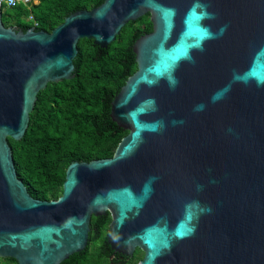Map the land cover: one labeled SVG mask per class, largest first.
I'll return each mask as SVG.
<instances>
[{"label":"water","instance_id":"obj_1","mask_svg":"<svg viewBox=\"0 0 264 264\" xmlns=\"http://www.w3.org/2000/svg\"><path fill=\"white\" fill-rule=\"evenodd\" d=\"M145 14L110 108L128 134L70 163L56 200L33 198L8 137L48 82L72 78L80 39L106 48ZM107 212L106 242L139 248L138 264H264V0H104L49 32L6 27L0 5V258L60 264Z\"/></svg>","mask_w":264,"mask_h":264},{"label":"trees","instance_id":"obj_2","mask_svg":"<svg viewBox=\"0 0 264 264\" xmlns=\"http://www.w3.org/2000/svg\"><path fill=\"white\" fill-rule=\"evenodd\" d=\"M103 1L38 0L29 7L3 5L2 22L23 31L36 23V30L49 32L71 13L90 10ZM151 30L150 15L145 14L123 26L106 48L92 39H80L72 78L48 82L38 92L23 137H8L17 176L33 198L56 200L70 163L109 158L128 134L112 120L111 102L137 69L132 44ZM110 221L109 212L93 216L87 247L60 264H110L105 251ZM0 264L17 263L13 258H0Z\"/></svg>","mask_w":264,"mask_h":264},{"label":"flooded vegetation","instance_id":"obj_3","mask_svg":"<svg viewBox=\"0 0 264 264\" xmlns=\"http://www.w3.org/2000/svg\"><path fill=\"white\" fill-rule=\"evenodd\" d=\"M101 216V215H100ZM93 217V216H92ZM91 231V230H90ZM89 243V242H88ZM106 252L108 254V260L110 264H128L133 257L137 256L138 248L133 250L132 255H127L125 253L114 250L109 244H107ZM140 250V249H139ZM76 253V252H75ZM74 254V253H73ZM143 257V255H142ZM141 257V258H142Z\"/></svg>","mask_w":264,"mask_h":264},{"label":"built area","instance_id":"obj_4","mask_svg":"<svg viewBox=\"0 0 264 264\" xmlns=\"http://www.w3.org/2000/svg\"><path fill=\"white\" fill-rule=\"evenodd\" d=\"M38 0H0V5L3 7H14L16 5L23 4L27 7H29L31 4L37 3ZM29 20H32V15L29 16ZM34 27L36 26V23L33 25Z\"/></svg>","mask_w":264,"mask_h":264},{"label":"rangeland","instance_id":"obj_5","mask_svg":"<svg viewBox=\"0 0 264 264\" xmlns=\"http://www.w3.org/2000/svg\"><path fill=\"white\" fill-rule=\"evenodd\" d=\"M136 249H137V248H136ZM142 255H143V252H142L141 250H139V248H138L137 256H136V258H135V262H133L132 264H138L139 261H140L139 259H141Z\"/></svg>","mask_w":264,"mask_h":264},{"label":"clouds","instance_id":"obj_6","mask_svg":"<svg viewBox=\"0 0 264 264\" xmlns=\"http://www.w3.org/2000/svg\"><path fill=\"white\" fill-rule=\"evenodd\" d=\"M38 2V1H37Z\"/></svg>","mask_w":264,"mask_h":264}]
</instances>
